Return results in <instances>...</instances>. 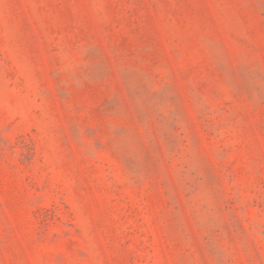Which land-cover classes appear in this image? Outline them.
<instances>
[{"label": "rangeland", "instance_id": "rangeland-1", "mask_svg": "<svg viewBox=\"0 0 264 264\" xmlns=\"http://www.w3.org/2000/svg\"><path fill=\"white\" fill-rule=\"evenodd\" d=\"M0 264H264V0H0Z\"/></svg>", "mask_w": 264, "mask_h": 264}]
</instances>
